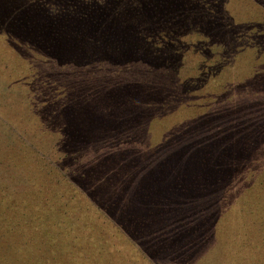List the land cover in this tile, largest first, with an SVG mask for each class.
I'll return each instance as SVG.
<instances>
[{"label":"rangeland","instance_id":"rangeland-1","mask_svg":"<svg viewBox=\"0 0 264 264\" xmlns=\"http://www.w3.org/2000/svg\"><path fill=\"white\" fill-rule=\"evenodd\" d=\"M0 264H264V0H0Z\"/></svg>","mask_w":264,"mask_h":264},{"label":"flooded vegetation","instance_id":"flooded-vegetation-1","mask_svg":"<svg viewBox=\"0 0 264 264\" xmlns=\"http://www.w3.org/2000/svg\"><path fill=\"white\" fill-rule=\"evenodd\" d=\"M97 211V210H96Z\"/></svg>","mask_w":264,"mask_h":264}]
</instances>
